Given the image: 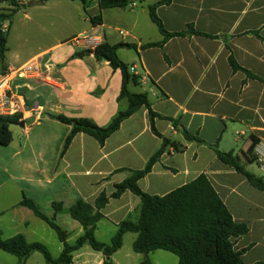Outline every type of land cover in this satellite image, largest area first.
I'll use <instances>...</instances> for the list:
<instances>
[{
    "label": "crops",
    "instance_id": "1",
    "mask_svg": "<svg viewBox=\"0 0 264 264\" xmlns=\"http://www.w3.org/2000/svg\"><path fill=\"white\" fill-rule=\"evenodd\" d=\"M16 1L25 6L29 23L40 28L45 23L38 14L62 16L68 8L84 27L68 35L71 37L61 36L44 47L17 54L9 45L10 26L1 25L8 32L6 69L34 61L39 72L10 84L30 113L23 127L11 126L10 145L0 146V237L21 234L29 243L43 244L57 259L62 244L44 221L18 206L22 195L34 201L48 218L53 216L52 204H62L55 221L67 233L66 242L74 245L83 229L69 216V208L79 200L93 205L101 193L110 195L114 186L128 177L120 170H142L162 145L142 107L125 119L103 146L78 133L61 155L71 127L52 116L84 118L105 127L128 106L127 100H118L121 72L96 61L92 54L81 55L86 49L72 41L67 43L70 38L88 36L98 38L99 44L134 45L117 51L129 75L136 79L128 83V91L145 94L155 114L177 122L174 127L168 120L154 119L155 130L178 151L172 145L165 148L150 173L138 181L140 190L161 197L205 175L232 220L248 228L245 235L233 240L234 250L241 253L244 264H264V193L223 165L210 148L231 153L246 172L264 181L253 153L257 145H264V0H170L168 4L136 0L145 5L101 11L96 1L85 9L80 0ZM154 5V13L167 33L185 32L192 26L200 35L173 37L161 46L142 48L163 41L149 17V8ZM99 13L102 23L94 26L90 18ZM230 56L257 79L248 78L242 71L233 72ZM2 73L0 65V76ZM182 129L202 143L186 141ZM253 140L256 144L251 161L248 150ZM139 208V199L128 191L109 199L101 210L103 218L96 224L95 239L110 243L120 223L137 221ZM135 239L132 233L123 236L122 247L111 257L113 264L141 263L143 256L132 250ZM11 257L0 255V264H17ZM149 259L151 264H178L175 255L162 250L151 252ZM42 261V255L34 253L25 264ZM102 262V254L87 244L72 253V264Z\"/></svg>",
    "mask_w": 264,
    "mask_h": 264
},
{
    "label": "trees",
    "instance_id": "2",
    "mask_svg": "<svg viewBox=\"0 0 264 264\" xmlns=\"http://www.w3.org/2000/svg\"><path fill=\"white\" fill-rule=\"evenodd\" d=\"M7 1L14 9L10 15H0V65L2 74L6 69V52L8 32L2 29V23L6 20L10 22L14 14L25 6L18 4L16 0ZM48 0H42V2ZM83 8L91 1H96L99 11L112 8H126L130 0H80ZM145 1V0H140ZM170 0H161L159 4H168ZM157 5V4H156ZM156 5L149 8V17L156 25L163 41L144 45L142 48L161 46L165 41L173 37H189L200 35L192 26H188L185 32L167 33L154 13ZM90 23L94 26L102 23L101 13L90 18ZM121 47L135 48L134 45L116 44L109 45L100 43L93 49L85 50L81 55L92 54L98 62L104 61L114 70H119L122 75V82L118 100L125 99L128 102L127 109L119 111L105 127H99L88 119L68 118L63 115L52 116L54 120L62 125L70 126L71 130L66 137L61 155L65 153L74 136L78 133L86 134L95 139L100 146H103L106 139L118 130L120 124L144 107L148 112L152 133L161 139L162 145L147 161L142 170H120L128 173V177L121 183L114 186V191L110 195L101 193L94 204H88L82 200L77 201L69 210V216L76 221L83 229V235L78 238L74 245L66 242L67 233L63 231L55 221V216L61 212L62 204L53 203V216L46 217L35 204L34 201L22 195L18 206H22L32 211V213L44 221L56 234L63 249L57 259H53L48 249L41 243H29L21 234H17L8 239L0 237V251L14 256L17 264H25L27 259L34 253L42 255L45 264H72V253L87 244L93 251L99 252L103 256L102 264H113L112 255L122 247L123 236L126 233L136 235L132 244V250L136 254L143 256L140 264H151L149 254L162 250L175 255L178 264H244L241 253L234 250V239L247 233L245 224L235 223L232 217L213 189L205 175L201 174L190 183H187L164 196H152L142 192L138 186V181L150 173L153 165L158 161L168 145H172L174 151H178L175 144H170L169 140L162 137L154 128V119L168 120L174 127L177 122L155 114L147 101L145 94H132L127 86L130 81L136 82L134 77L129 75L128 66L123 64L117 51ZM229 64L233 72L242 71L248 78L257 79L249 72L241 69L233 57L230 56ZM264 83V82H263ZM21 120L20 116L0 117V146L5 147L12 142L11 126ZM184 139L188 142L201 144L197 137L190 135L182 129ZM256 140L248 150L251 161L253 160L252 150ZM215 152L217 159L225 166L232 168L236 173L245 177L248 184L256 190L264 193V181L248 172L236 161L231 153H222L215 146H210ZM130 192L140 201L139 215L137 221H123L118 225L115 235L110 243L105 244L97 241L94 236L96 224L103 218L101 210L108 203L109 199H117L123 193Z\"/></svg>",
    "mask_w": 264,
    "mask_h": 264
},
{
    "label": "rangeland",
    "instance_id": "3",
    "mask_svg": "<svg viewBox=\"0 0 264 264\" xmlns=\"http://www.w3.org/2000/svg\"><path fill=\"white\" fill-rule=\"evenodd\" d=\"M130 4H136L135 7L145 5L136 0H130L129 5ZM13 9L14 8L10 6L9 2H0V15H10ZM23 9L24 8H21L18 12H16L11 18L10 22L6 20L2 23L3 26L6 25V28L10 26L9 45L12 49V52H16L17 54H22L24 52L27 53L29 50L35 49L37 47H44V45H47L54 39L56 40L58 37L61 36L71 37L68 35L84 27V24L80 20L76 19V13L74 11L69 10L70 8L64 10L62 16H60L59 14H55L54 12H42L41 14H38L41 16V22L45 23L44 28L36 26L34 22L29 23L31 21L27 20ZM29 14L32 15L33 13L29 12ZM81 17L84 18L85 15H83L82 13ZM75 38H68V45H70L71 41ZM252 169H254L255 171L256 167L252 166ZM67 218L69 221L71 220L69 217ZM62 225H64L65 227L66 224ZM52 234L56 240L55 233L52 232ZM3 254L4 253L0 251V255ZM11 258H14V260H16L15 257ZM42 264L45 263L42 261Z\"/></svg>",
    "mask_w": 264,
    "mask_h": 264
},
{
    "label": "built area",
    "instance_id": "4",
    "mask_svg": "<svg viewBox=\"0 0 264 264\" xmlns=\"http://www.w3.org/2000/svg\"><path fill=\"white\" fill-rule=\"evenodd\" d=\"M72 42L75 46L86 50L93 49L99 45L98 38L88 36L75 38ZM38 72V64L32 61L20 68L9 69L5 74L0 76V117L20 116L21 120H24L28 116L30 109L25 104L23 97L11 90L10 84L16 78L32 77L38 74ZM253 153L260 170L264 173V145H257Z\"/></svg>",
    "mask_w": 264,
    "mask_h": 264
},
{
    "label": "water",
    "instance_id": "5",
    "mask_svg": "<svg viewBox=\"0 0 264 264\" xmlns=\"http://www.w3.org/2000/svg\"><path fill=\"white\" fill-rule=\"evenodd\" d=\"M23 120H20L18 123L14 124V126L23 127Z\"/></svg>",
    "mask_w": 264,
    "mask_h": 264
}]
</instances>
